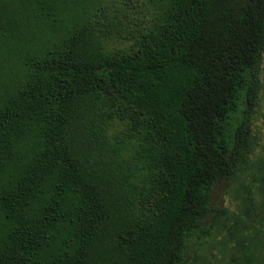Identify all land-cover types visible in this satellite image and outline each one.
I'll return each mask as SVG.
<instances>
[{
	"label": "trees",
	"instance_id": "trees-1",
	"mask_svg": "<svg viewBox=\"0 0 264 264\" xmlns=\"http://www.w3.org/2000/svg\"><path fill=\"white\" fill-rule=\"evenodd\" d=\"M153 6L0 0V264H188L252 146L264 0Z\"/></svg>",
	"mask_w": 264,
	"mask_h": 264
},
{
	"label": "rangeland",
	"instance_id": "rangeland-1",
	"mask_svg": "<svg viewBox=\"0 0 264 264\" xmlns=\"http://www.w3.org/2000/svg\"><path fill=\"white\" fill-rule=\"evenodd\" d=\"M155 1L130 0L144 12L154 9ZM259 81L251 149L232 178L214 186L212 217L202 225L204 236L189 242L188 264H264V52Z\"/></svg>",
	"mask_w": 264,
	"mask_h": 264
}]
</instances>
